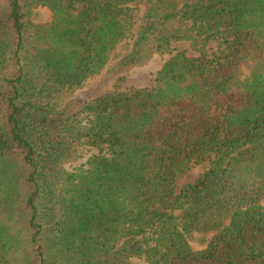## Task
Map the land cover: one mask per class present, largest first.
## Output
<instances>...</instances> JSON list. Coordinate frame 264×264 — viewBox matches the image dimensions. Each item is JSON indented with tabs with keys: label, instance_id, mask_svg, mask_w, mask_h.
<instances>
[{
	"label": "trees",
	"instance_id": "obj_1",
	"mask_svg": "<svg viewBox=\"0 0 264 264\" xmlns=\"http://www.w3.org/2000/svg\"><path fill=\"white\" fill-rule=\"evenodd\" d=\"M135 261L264 264V0H0V264Z\"/></svg>",
	"mask_w": 264,
	"mask_h": 264
},
{
	"label": "rangeland",
	"instance_id": "obj_2",
	"mask_svg": "<svg viewBox=\"0 0 264 264\" xmlns=\"http://www.w3.org/2000/svg\"><path fill=\"white\" fill-rule=\"evenodd\" d=\"M140 12H142V8L139 6L136 12H134L136 19H138L141 16ZM33 15H34V21L37 23H48L51 21V17H52L50 15V12L47 9H43V8H39L35 10ZM173 46L179 50H185L189 56L195 55L190 46V43L188 42H179L174 44ZM124 49H125L124 46L123 47L120 46L118 51L122 52ZM166 58L167 56L165 57L155 56L151 60L148 66L137 69L130 76H128L121 84H119L118 89L124 91L134 87L137 88L149 87L152 84V80L156 72L160 69ZM81 152H82V158H80L79 162L74 165L83 163L88 156L97 153V150L89 146H84L81 148ZM205 166L206 164H201L199 166L192 167L189 171L182 174L177 180V186L180 187L184 184L193 183L194 181H196L203 173ZM135 264H143V263L142 261H135Z\"/></svg>",
	"mask_w": 264,
	"mask_h": 264
}]
</instances>
